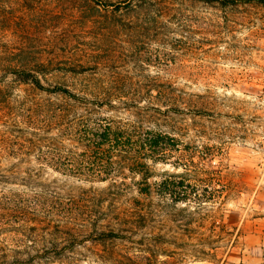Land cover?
I'll return each mask as SVG.
<instances>
[{"label": "rangeland", "instance_id": "374dc122", "mask_svg": "<svg viewBox=\"0 0 264 264\" xmlns=\"http://www.w3.org/2000/svg\"><path fill=\"white\" fill-rule=\"evenodd\" d=\"M156 1L141 16L89 0H0V195L106 187L48 167L55 133L32 127L53 99L31 77L112 87L128 104L98 115L164 132L150 182L173 180L176 207L194 214L189 227L167 226L175 254L158 264H264V5Z\"/></svg>", "mask_w": 264, "mask_h": 264}, {"label": "trees", "instance_id": "16d2710c", "mask_svg": "<svg viewBox=\"0 0 264 264\" xmlns=\"http://www.w3.org/2000/svg\"><path fill=\"white\" fill-rule=\"evenodd\" d=\"M89 1L102 10L112 8L118 13L123 8L141 16L154 14L157 2ZM248 2L264 5V0ZM36 73L31 77L32 87L53 99L48 105H38L45 120L36 121L38 127H32L33 135L45 129L48 134L55 133L48 146V167L85 183L107 185L60 195L48 191V185L36 184L34 195L28 199L15 193L0 195V235L4 236L0 240V264H158L161 254L173 256V251H167L170 247L164 231L169 224L171 229L189 227L194 214L176 207L180 200L173 180L150 182L163 140L169 138L158 128H144L140 120L121 123L98 115H111L115 104L127 106L128 102L111 97L116 93L112 87L42 85V72ZM13 82L26 81L16 77ZM64 145L73 149H64ZM27 214L31 225L25 228L21 223ZM217 227L222 232L225 229L223 224L211 223V230Z\"/></svg>", "mask_w": 264, "mask_h": 264}]
</instances>
